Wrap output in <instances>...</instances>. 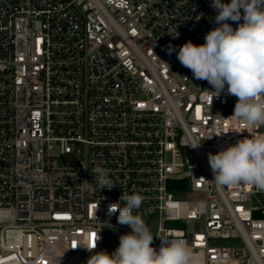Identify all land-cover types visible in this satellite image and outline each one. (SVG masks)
Listing matches in <instances>:
<instances>
[{"label":"built area","instance_id":"obj_1","mask_svg":"<svg viewBox=\"0 0 264 264\" xmlns=\"http://www.w3.org/2000/svg\"><path fill=\"white\" fill-rule=\"evenodd\" d=\"M212 3L0 0V264H87L104 228L130 233L109 214L123 193L156 217L157 250L179 237L191 264H264V191L218 188L208 162L264 126L177 59L219 26ZM95 166L112 189L82 187Z\"/></svg>","mask_w":264,"mask_h":264},{"label":"clouds","instance_id":"obj_2","mask_svg":"<svg viewBox=\"0 0 264 264\" xmlns=\"http://www.w3.org/2000/svg\"><path fill=\"white\" fill-rule=\"evenodd\" d=\"M211 6L219 26L205 35L203 44L191 40L183 44L177 59L191 70L194 79L211 85L212 98L225 91L237 97L232 117L250 127L264 126V0H213ZM229 21L238 26L234 29ZM208 162L212 182L218 188L244 184L264 191V136L244 138L215 154L209 153ZM92 174L95 187L93 183H82L89 192L115 186L109 170L95 166ZM143 199L138 193H123V207L109 206V214L118 211L117 222L130 227L131 232L120 236L119 246L111 254L93 252L87 264H191L193 251L182 238L160 239L158 250L152 246L154 235L137 211ZM98 233H93L94 243L85 247L90 252L100 239Z\"/></svg>","mask_w":264,"mask_h":264},{"label":"rangeland","instance_id":"obj_3","mask_svg":"<svg viewBox=\"0 0 264 264\" xmlns=\"http://www.w3.org/2000/svg\"><path fill=\"white\" fill-rule=\"evenodd\" d=\"M185 199L193 200V199H198V198L190 196V195H186ZM141 216L144 219L147 226L150 228L151 233L155 236V232H156V228H157L156 217L145 216V215H141ZM120 226L123 229H126L129 232H131L130 227H128L127 225H121L120 224ZM171 226H172V228L174 227L173 225H171ZM113 232L114 231L111 229H105V228L103 229L102 234H103V239H104L105 243L99 251H106L109 254H111L119 246V238L116 237ZM213 244L216 246H220V247H230V246L239 245L238 242L231 241V240H216L213 242Z\"/></svg>","mask_w":264,"mask_h":264},{"label":"snow or ice","instance_id":"obj_4","mask_svg":"<svg viewBox=\"0 0 264 264\" xmlns=\"http://www.w3.org/2000/svg\"><path fill=\"white\" fill-rule=\"evenodd\" d=\"M199 109H197V114L199 115ZM95 238V236H94V234H93V239ZM200 239H202V237L200 238Z\"/></svg>","mask_w":264,"mask_h":264}]
</instances>
